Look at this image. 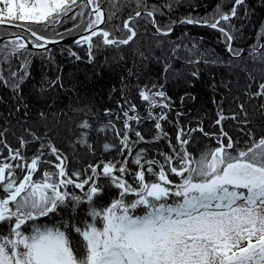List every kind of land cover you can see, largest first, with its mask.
Returning <instances> with one entry per match:
<instances>
[{
	"label": "snow or ice",
	"instance_id": "obj_1",
	"mask_svg": "<svg viewBox=\"0 0 264 264\" xmlns=\"http://www.w3.org/2000/svg\"><path fill=\"white\" fill-rule=\"evenodd\" d=\"M103 2L33 0L29 4L26 0H0V25L8 23L23 27L29 33L27 39L11 33L15 39L0 46V59L8 61L22 56L29 44L48 51L47 45L56 41L39 34L31 25L45 22L43 26L47 28L64 18L79 19L80 22L66 29L65 34L80 32L75 43L87 45L90 55L93 47L100 46L94 45L93 38H98L105 46L128 45L137 36L133 24L141 17V9L157 33L169 35L176 23L200 25L219 31L224 37L226 51L232 56L239 57L244 51L233 47L235 35L230 21L236 17L245 0H234L228 12L218 6L211 17H186L169 21L163 27L156 19L158 14L163 15L160 7L153 5L150 8L146 0H134L137 10L123 22L122 29L119 26L115 28V31L126 30L123 38H117L111 31L100 27L115 15L112 13L106 18ZM166 7L171 8V5ZM20 21L28 23H17ZM65 34L57 33L60 39ZM258 50H264V46L256 45L250 49L254 59ZM70 54L76 56L75 52ZM192 62L199 61H189ZM27 65L25 60L22 73H10L14 91H19L26 79ZM0 82L9 83L2 71ZM138 95L147 103L148 118L154 119L155 128L161 130L155 137L160 139L161 135H165L160 121L166 120L167 114L162 112L154 117L151 109H168L169 97L162 86L157 91L145 86ZM253 95L264 96V83H259L258 91ZM125 103L128 107L126 110L122 108V134L111 121L96 131L104 132L111 127L121 137L120 154L123 156L127 151L131 156L134 145L144 142V137L136 131L137 140L130 141V121L139 122L141 117L130 115L136 112L135 104ZM243 107L240 105L241 109ZM225 119L228 117L218 114L216 125H221ZM77 127L85 130L80 132L77 143L91 149L92 145L88 143L90 133L87 131L91 129V124L84 120ZM194 131L204 133L200 127L190 129L188 135ZM185 135L184 130L179 129L176 139L180 150L171 146L173 154L162 153L163 162L146 159V150L140 149L131 161L125 157L122 162L89 165L91 175L79 181L75 178L81 177V173H69L68 158L60 149L51 141L43 143L34 132L31 133L32 140L41 143L30 159L21 151L30 143L23 137L19 140L20 148L15 149L0 141L8 152L7 156L0 153V193H3L0 196V223L8 224L7 234H0V264H264V135L256 138L249 133V140L241 148L240 142L233 140L221 127L220 135L216 137L217 146L197 153L188 150L186 146L190 145V139L184 138ZM114 147L108 143L103 145L105 151ZM45 149L54 160L44 159ZM42 163H48L51 168L43 170L41 178L34 180L33 176ZM129 163L137 167L135 172L128 167ZM18 172L23 175L22 179H19ZM99 175L108 178L118 190V198L107 207L97 209L94 197L102 191L95 179ZM126 176L131 179H126ZM170 176L179 180L170 179ZM89 184L91 186L84 197L61 190L69 185L84 190ZM129 197L134 198L129 200ZM69 198L75 202L73 211L81 200L88 201L91 222L83 221L82 226L74 224L71 227L67 222L54 227L37 224L39 218L54 215L62 205L67 204ZM73 230L78 237L73 236Z\"/></svg>",
	"mask_w": 264,
	"mask_h": 264
},
{
	"label": "trees",
	"instance_id": "obj_2",
	"mask_svg": "<svg viewBox=\"0 0 264 264\" xmlns=\"http://www.w3.org/2000/svg\"><path fill=\"white\" fill-rule=\"evenodd\" d=\"M146 3L150 8L153 5L161 8L163 15L158 14L156 19L163 27L169 21L186 17H211L218 6L228 12L234 0H146ZM166 5H171V8ZM103 9L106 18L112 13L115 15L102 27L111 31L113 36L123 38L126 30L115 31V28L119 26L122 29L123 22L137 10L134 0H105ZM85 11L87 13V9ZM141 11V17L133 24L137 36L128 45L105 46L98 38H93L94 45L100 46L93 47L91 55L87 45L73 43L51 45L47 47L48 51L28 46L22 56L12 57L8 61L0 59V71L9 81L7 85L0 82V133L3 134L0 135V141L15 149L20 148L19 140L23 137L30 143L21 151L29 159L37 153L41 141L45 144L51 141L68 158L69 173H81V177L75 178L79 181L91 175L89 165L122 162L125 157L131 161L140 149L146 150V159L163 162L161 154L172 155L171 146L180 150L176 137L181 128L186 134L184 138L190 139V145L186 147L194 153L217 146L216 137L220 135L221 127L233 140L240 142L241 148L249 140V133L256 138L264 135V96L253 95L258 91L259 83H264V59H261L264 50H258L255 59L250 52L253 46H264V0H245L244 5L238 8L236 17L230 21L233 25L231 31L235 35L233 47L244 49L239 57L226 51L224 37L217 30L177 23L174 31L165 36L156 32V28ZM79 22V19L73 21L64 18L47 28L43 26L45 22L31 26L39 34L56 39L60 38L57 33L65 34L66 29L73 28ZM17 32L18 29L0 25V36ZM22 33L24 37H29L28 33ZM13 39L1 41L0 46ZM72 52L76 56L71 55ZM25 60L28 61V75L20 90L14 91L10 73H22ZM190 60L199 62L189 63ZM52 81L56 83L52 84ZM153 85L156 87L153 88ZM145 86L153 91L161 90L162 86L169 97L168 109H151L154 117L162 112L167 114V119L160 121L162 133L165 134L160 139L155 137L161 130L155 128L154 119L148 118L147 103L138 95ZM126 101L137 106L136 112L130 115L138 114L141 117L139 122L130 121V141L137 140L136 131L144 137V142L134 145L131 156L127 151L123 156L120 154L121 137L111 127L104 132L96 131L111 121L122 134V108L127 109ZM240 105L244 106L243 109ZM220 113L228 119L216 125ZM233 116L236 118L232 119ZM84 120H88L92 126L87 130L91 149L77 143L80 132L85 131L77 125ZM200 127L209 135L205 136L199 131L188 135L190 129ZM33 132L41 137V141L32 140ZM224 142L227 143L226 140ZM4 143H0V153L7 156ZM105 143L115 147L105 151ZM44 159L55 158L48 155L45 149ZM128 167L132 172L137 170L131 163ZM50 168L48 163H42L33 179L39 180L43 170ZM156 170L159 171L158 168ZM17 175L19 179L23 178L21 173ZM125 178L131 179L129 176ZM169 178L179 180L174 176ZM95 179L102 191L94 197V206L97 209L107 207L113 199L118 198V190L102 175ZM90 186L86 185L81 190L69 185L67 189L61 190L84 197ZM74 203L69 198L67 204L62 205L54 215L39 218L37 224L54 227L67 222L71 227L74 224L82 226L83 221L91 222L88 201L81 200L75 211ZM138 214L142 213L138 211ZM7 231L8 224L0 223V234H7ZM73 236L78 237L74 230Z\"/></svg>",
	"mask_w": 264,
	"mask_h": 264
},
{
	"label": "water",
	"instance_id": "obj_3",
	"mask_svg": "<svg viewBox=\"0 0 264 264\" xmlns=\"http://www.w3.org/2000/svg\"><path fill=\"white\" fill-rule=\"evenodd\" d=\"M104 3V2H103ZM103 7V5H102ZM104 10V9H103ZM177 25V23L174 25V27ZM3 26H9V27H13L15 29H18L19 32H17V34H19L21 37H24L23 33L22 32H27V30L23 27H17V26H13L11 24H4ZM100 27H102V25H100ZM29 34V33H28ZM81 33H77V34H73V35H69V36H64L63 39H60V38H56V39H53L55 40L56 42L55 43H50L47 45L48 46H51V45H67V44H73L75 43V40L78 38V36L80 35ZM83 34H86V33H83ZM9 38H15V36L13 35H6V36H0V42L3 41V40H6V39H9ZM25 39H27L26 37H24ZM29 47H34L33 45L29 44L28 45ZM35 48V47H34Z\"/></svg>",
	"mask_w": 264,
	"mask_h": 264
},
{
	"label": "rangeland",
	"instance_id": "obj_4",
	"mask_svg": "<svg viewBox=\"0 0 264 264\" xmlns=\"http://www.w3.org/2000/svg\"><path fill=\"white\" fill-rule=\"evenodd\" d=\"M27 3L31 4L33 0H26Z\"/></svg>",
	"mask_w": 264,
	"mask_h": 264
},
{
	"label": "flooded vegetation",
	"instance_id": "obj_5",
	"mask_svg": "<svg viewBox=\"0 0 264 264\" xmlns=\"http://www.w3.org/2000/svg\"><path fill=\"white\" fill-rule=\"evenodd\" d=\"M104 2H105V0H104ZM104 4V3H103Z\"/></svg>",
	"mask_w": 264,
	"mask_h": 264
}]
</instances>
